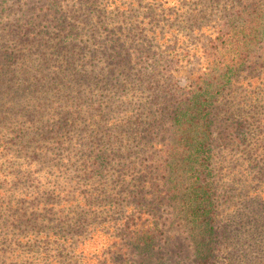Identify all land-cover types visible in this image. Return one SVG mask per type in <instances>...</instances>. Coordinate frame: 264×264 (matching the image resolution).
<instances>
[{
    "label": "rangeland",
    "instance_id": "rangeland-1",
    "mask_svg": "<svg viewBox=\"0 0 264 264\" xmlns=\"http://www.w3.org/2000/svg\"><path fill=\"white\" fill-rule=\"evenodd\" d=\"M258 1L0 0V264H264V36L222 89L211 50Z\"/></svg>",
    "mask_w": 264,
    "mask_h": 264
},
{
    "label": "trees",
    "instance_id": "trees-1",
    "mask_svg": "<svg viewBox=\"0 0 264 264\" xmlns=\"http://www.w3.org/2000/svg\"><path fill=\"white\" fill-rule=\"evenodd\" d=\"M259 3L254 7L245 6L243 9L235 10V15L241 14L243 19L240 23L235 21H227L224 28L219 30L211 45L213 51L214 60L218 69L216 70V83L215 85L222 89L232 78V76L238 72L250 56L251 50L260 42L262 36H264V0H259ZM239 18V17H235ZM211 75V73H206ZM205 74V75H206ZM205 77L198 78L197 82L193 86L191 91V106L193 111H190L185 106L186 110L182 109V106H177L172 115V132H176L177 135L182 131L181 135L183 138L182 147L177 146L181 149L182 158L178 161L180 165L188 168L190 166L195 167V164L190 165L183 160L189 156H192L195 152H200V146L194 142V136L198 133L196 124L198 123V116L202 115V101L201 97L205 95H211L212 87L207 83L203 82L202 79ZM205 99H203L204 101ZM205 132V123L203 124ZM180 136V134L178 135ZM192 143V144H191ZM172 145L166 150L165 161L163 165V174L165 175L166 183V194L170 197L176 189L177 182L174 181L175 172L177 171L176 165L172 152ZM176 152V156L180 154ZM196 155V154H195ZM185 170V169H180ZM194 171H197L196 168ZM198 184L191 188L190 197L191 203L194 204L195 218L200 220L201 223L206 222V225L211 224L207 219L209 206L211 201L209 199L210 188L206 186L205 179H198ZM187 190H189L187 188ZM189 206V205H188ZM191 214V213H190ZM207 225V226H208Z\"/></svg>",
    "mask_w": 264,
    "mask_h": 264
}]
</instances>
